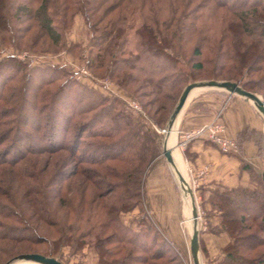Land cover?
I'll use <instances>...</instances> for the list:
<instances>
[{
    "label": "trees",
    "instance_id": "obj_1",
    "mask_svg": "<svg viewBox=\"0 0 264 264\" xmlns=\"http://www.w3.org/2000/svg\"><path fill=\"white\" fill-rule=\"evenodd\" d=\"M11 1L0 0V33L13 32L8 18L11 9L8 2ZM51 1L42 0L37 11L24 4L15 10L25 9L30 20L36 21L39 29L52 37L55 29L51 17L44 21L37 18L38 12L46 11ZM236 1L64 0L63 8L73 6L82 12L92 38L97 35L108 41L97 55L98 67L105 66L107 56L111 60L110 75L138 95L147 118L162 129L182 89L201 77L205 63L212 64L211 79L235 81L246 90H253L251 80L242 82L240 77L222 74L241 75L243 67L250 74L253 64L263 60L260 50L264 51V0H240L239 4ZM221 9L235 18L222 15L221 30H205L204 17H215ZM138 15L141 22L136 25L131 20ZM225 22L230 25L232 35ZM196 36L199 40L187 55L189 48L185 45ZM98 42L95 44L100 45L102 40ZM205 51L207 57L203 55ZM14 58L18 59L10 55L7 61ZM95 62L87 60L91 67ZM25 64L20 61L16 66ZM183 66H190L189 72ZM62 67L64 65H36L32 69L62 72ZM262 69L256 67L255 71ZM39 89L43 90V84ZM25 99L23 96L20 108H25ZM171 99L173 103L168 106L165 101ZM100 101L91 112L98 110L96 107L101 109L90 119L78 123L69 139L74 114L82 112L66 115V105L63 116L60 114L55 120L51 119L55 116L50 115L47 143L26 149L16 143L0 147V244L53 240L58 245L60 242L73 244L79 250L84 244L93 243L106 264H162L158 262L166 254L162 247L152 251L148 233L134 232L119 218L120 212L132 210L140 203L145 171L161 153V138L153 134L146 122L133 117L120 96H102ZM98 122L102 124L95 129L93 126ZM16 130V138L20 133L26 143L25 131L20 132L21 127ZM256 134L245 129L239 139ZM9 135L10 132L0 138V145ZM106 138L113 139L103 141ZM243 166L254 174L247 163L243 162ZM255 178L258 183L256 181L253 188L240 185L217 189L212 196V203L221 212L222 222L233 239L223 248L226 259L232 264H264V251L255 257L251 255L264 245V177L255 175ZM58 207H68L65 219L55 218ZM248 220L259 225V232L244 233L250 230ZM47 225L54 226L55 234H59L57 238L44 232ZM140 236L142 241L138 239ZM253 240L258 241L254 247L250 243ZM170 243L168 239L163 241L165 246ZM127 244L140 252L127 250L124 246ZM200 245L204 251L201 239ZM7 252L10 251L0 248V260L4 254H9ZM26 253L61 260L57 248ZM15 256L2 259L0 264Z\"/></svg>",
    "mask_w": 264,
    "mask_h": 264
},
{
    "label": "rangeland",
    "instance_id": "obj_2",
    "mask_svg": "<svg viewBox=\"0 0 264 264\" xmlns=\"http://www.w3.org/2000/svg\"><path fill=\"white\" fill-rule=\"evenodd\" d=\"M41 1L42 0H12L8 2V5L11 6L8 18L13 32L7 31L0 33V138L8 136V132H10L11 135H9L0 147L7 143H16L15 145H19L22 149H26L27 146L38 145L37 143H47L45 137L47 138L46 134H48L47 131L50 128V115L55 116L51 117V119L54 118L55 120L60 114L63 116V107L66 105L68 106L66 115L71 116L72 113L82 112L80 114L78 113V115L74 114L75 117L71 123L70 133L69 136H67V139H69L71 132L74 131L78 123L90 119L92 115L101 109L96 107L98 110L91 112V109H95V106L101 102L102 96H109L111 94L120 96L125 101L133 117L146 122L153 134L157 138H161L162 150L161 153L151 161L148 169L145 171L143 178L144 184L141 187L140 203L132 210L120 212L119 218L122 223L129 226L134 232H147L152 251H156L160 246L162 247V250H164L166 254L164 258L158 260L159 263L193 264L191 252L187 249L185 243L177 244L169 237L160 221V211L168 213L170 210H173L181 220L186 239H190L192 232L190 205L184 198L177 178L166 157L163 155L166 124L161 129L147 118L138 95L132 89L120 85L108 72L111 60L107 56H105V66L102 68L98 67L100 62L96 59L97 55L98 53H102L101 47H105L108 41L97 35L92 38L91 29L82 12L75 10L73 6H69L67 10H64V0H52L48 5V9L38 12L37 16L40 21H44L45 18L51 17L55 32L53 34L54 36L52 35V37H50L39 29L36 21L30 20L25 13V9L15 10L16 7L24 4L28 5L30 8L32 7L34 11H37ZM236 2L239 4L240 0ZM219 12L220 14L215 17H204L205 20L203 21V25L205 30H221L223 26L221 19L224 18L222 15H227L226 17L228 18H235L229 15L230 13L225 9H221ZM14 13L16 14L13 15ZM131 21H135V24L139 25L141 19L138 15L136 19L134 18ZM226 26L229 30V35H232L230 25ZM101 40L102 42L100 45L95 44L99 43L98 41ZM191 40V43L185 45L186 49L189 48L187 55H190V50L196 41L199 40V37H193ZM114 51H116V49H114ZM260 53H262V57H264V51L260 50ZM10 55H15L18 59L14 58V60L7 61ZM203 55L207 57L208 54H206L205 51ZM88 59L96 61L93 67L87 64ZM20 61L26 64L23 65V67L16 66ZM36 65L39 67L64 65V68L62 67L64 70L62 72L59 70L44 72L40 69H32V67ZM205 65L206 68L201 72V77H197L198 79L194 81L211 79L210 71L212 69V64L209 65L205 63ZM253 65L254 70L250 71V74L247 73V68L243 67L241 75L235 76L234 72H226L222 75L226 77H240L239 79L242 82L251 80L252 92L259 95L264 101V58L262 61ZM256 67H262L263 69L255 71ZM183 69L189 72L190 66H183ZM69 74H71L70 76L72 78L68 76ZM51 79L52 81L49 83L48 81ZM67 80L69 82L66 83ZM42 84L43 90L39 89L42 87ZM61 87L62 90L64 89L63 92L62 90L59 91ZM174 95L176 97L177 94ZM23 96L26 98L24 100V109L20 108ZM104 102L105 101H103V103ZM165 102L170 106L173 100L171 99ZM103 103L101 105H103ZM130 103L139 105L144 114L132 109L129 105ZM166 114V112L162 114V117ZM261 115L264 117L262 113ZM101 124L102 122H98L93 127H100ZM18 127H21L20 132L25 131L24 136L26 137L24 138L27 141L26 143H24L25 141H23L19 132L16 138L14 132L17 131L16 129ZM247 137H250V135ZM251 137L254 138L259 146L260 156H264V133L258 132V134L255 136L251 135ZM112 139L113 138H106L103 139V141L109 142ZM88 141H90V139ZM237 142L240 152V143L238 140ZM179 149L184 153L187 151L188 146L184 149ZM179 149L178 151L182 156ZM195 170L188 166L186 172L185 163V172L183 173L188 180L189 178L191 179L195 186V188L191 187L194 191L199 212L200 239L204 249V251H202L203 264H232L226 259L223 248L233 239L227 231L226 225L222 222L221 212L215 207V203H212L214 192L205 195L203 186L205 177L200 174V169ZM57 209L58 211H55L56 214L54 215L55 218L59 220L65 219L66 217H64V215H66V211L68 212V207H58ZM246 223H248L247 225H249L250 230L244 233L248 234L251 233V231L259 232V225L254 223V221L248 220ZM234 225L239 227L236 223H234ZM235 229L237 228L235 227ZM45 231L48 235H52L55 238L59 235L57 233L55 234L54 226L52 225H47L44 232ZM210 234L215 236L224 235L227 237V243L221 246L217 253H214L216 251H212L207 242V238ZM138 239L142 241L141 236L138 237ZM164 239H168L171 245H163ZM154 240L155 243H153ZM60 241L61 240L58 242ZM35 242L38 241L35 240ZM250 243L254 247L258 241L254 242L253 240L250 241ZM124 246L126 249H134L135 253L140 252L139 249H135L131 244ZM1 247L10 251L7 252L9 254H4L2 259H7L12 255L18 256L30 250L46 251L57 248L59 250L58 257L64 264H106L101 256L100 250H98L93 243H86L79 250H77L75 248L76 246H73V244L69 245L60 242L58 245L54 244L53 240H49L47 243L38 242L33 244H29L27 241L11 242V244L6 245L1 243L0 248ZM113 247L114 246L111 245V249ZM262 251H264V245L254 250L251 255L255 257L257 253ZM122 255H124V252L121 253V256Z\"/></svg>",
    "mask_w": 264,
    "mask_h": 264
},
{
    "label": "crops",
    "instance_id": "obj_3",
    "mask_svg": "<svg viewBox=\"0 0 264 264\" xmlns=\"http://www.w3.org/2000/svg\"><path fill=\"white\" fill-rule=\"evenodd\" d=\"M199 90L188 100L175 128L174 143L171 146L174 153L181 156L178 143L183 132L192 131L219 119L226 124L229 136L240 140V152L233 155L224 154L206 139L198 138L189 143L186 152L183 153L179 149L183 158L180 157L181 164L177 163L183 172H185V163L186 172L188 166L194 170L207 168L203 185L205 195L212 194L217 189L223 190L240 185L255 187L257 181L255 175L264 177V156H260L259 146L253 137L246 136L241 140L239 135L245 129L264 133V117L253 102L240 95L230 94L223 89ZM243 162L253 169L254 174L243 166ZM159 214L162 227L168 236L177 244L185 243L190 251V239L185 237L179 216L173 210L168 213L160 211ZM207 242L212 251L217 253L219 248L227 243V237L210 234Z\"/></svg>",
    "mask_w": 264,
    "mask_h": 264
},
{
    "label": "water",
    "instance_id": "obj_4",
    "mask_svg": "<svg viewBox=\"0 0 264 264\" xmlns=\"http://www.w3.org/2000/svg\"><path fill=\"white\" fill-rule=\"evenodd\" d=\"M197 89H223L228 91L230 94H237L253 102L259 111L264 115V101L256 93L246 90L238 82L231 80H198L192 81L185 85L182 89L177 103L175 104L168 121L165 125L166 137L163 142V155L166 157L168 163L171 166L173 173L175 174L181 192L188 201L191 214H192V232L190 237V252L193 264H203L202 250L200 245V221L199 212L196 204L194 191L190 185L189 180L185 177L181 170L177 160L174 156L173 147H169L168 138L174 128L177 120L180 119L181 114L187 104L189 96ZM31 261L36 264H64L61 260L55 257L45 256L40 253H24L13 257L5 264H16L18 262Z\"/></svg>",
    "mask_w": 264,
    "mask_h": 264
},
{
    "label": "built area",
    "instance_id": "obj_5",
    "mask_svg": "<svg viewBox=\"0 0 264 264\" xmlns=\"http://www.w3.org/2000/svg\"><path fill=\"white\" fill-rule=\"evenodd\" d=\"M129 105L132 109H135V111L144 114L141 107L136 103H130ZM198 138H204L207 141L213 143L224 154L239 153V146L237 140L229 136L226 124L220 119L214 121L211 124L198 127L192 131L183 132L181 134V139L178 143V148L184 149L189 145L191 141ZM200 174L205 176L207 174V168L205 167L201 169ZM189 181L191 186L195 188L190 178Z\"/></svg>",
    "mask_w": 264,
    "mask_h": 264
},
{
    "label": "bare ground",
    "instance_id": "obj_6",
    "mask_svg": "<svg viewBox=\"0 0 264 264\" xmlns=\"http://www.w3.org/2000/svg\"><path fill=\"white\" fill-rule=\"evenodd\" d=\"M199 89H197V90H194V92L189 96V99L191 98V96L192 95H194L197 91H198ZM200 91V90H199ZM188 99V100H189ZM188 102V101H187ZM178 122H179V120H177V122H176V124H175V126H174V128L172 129V131H171V134H170V136H169V138H168V145H169V142H170V147L173 145V143H174V141H173V138H174V134H175V128H176V126H178ZM167 134V133H166ZM177 148V147H176ZM178 149V148H177ZM174 156H175V158H176V160H177V162L178 163H182V160H181V156H179V154H177V153H174ZM181 168V167H180ZM182 170V169H181ZM190 211H191V208H190ZM191 221H192V214H191ZM32 263H34V264H36L35 262H31V261H23V262H18V263H16V264H32Z\"/></svg>",
    "mask_w": 264,
    "mask_h": 264
}]
</instances>
